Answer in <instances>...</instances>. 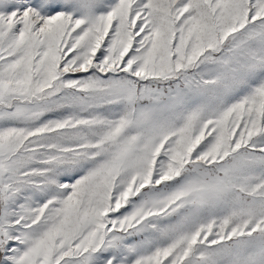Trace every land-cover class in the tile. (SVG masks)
I'll list each match as a JSON object with an SVG mask.
<instances>
[{
	"label": "snow or ice",
	"instance_id": "snow-or-ice-1",
	"mask_svg": "<svg viewBox=\"0 0 264 264\" xmlns=\"http://www.w3.org/2000/svg\"><path fill=\"white\" fill-rule=\"evenodd\" d=\"M0 264H264V0H0Z\"/></svg>",
	"mask_w": 264,
	"mask_h": 264
}]
</instances>
